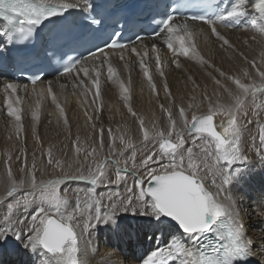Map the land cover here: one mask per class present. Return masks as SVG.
<instances>
[{"label": "snow or ice", "instance_id": "obj_1", "mask_svg": "<svg viewBox=\"0 0 264 264\" xmlns=\"http://www.w3.org/2000/svg\"><path fill=\"white\" fill-rule=\"evenodd\" d=\"M221 4L222 0H215L214 3L209 2L201 8V14L186 17L182 23H175L177 17L181 15V10L200 7V5L184 3L181 0H174L172 4L167 5L165 11L160 14L158 26L160 32L168 34V47L173 48L171 41L175 38L179 41V51L184 56H189L191 53L193 58L206 63L196 51L195 43L186 47L185 37L178 33L183 32L191 39L194 34L187 20L205 21L212 24V32L225 45L228 44L227 39L217 32L214 20L236 23L249 13L245 10L246 6L240 5L237 0H232V4L226 7L223 12L219 11ZM260 6L261 12L264 13V0H260ZM76 8L89 13L94 11L92 0H84V3H80L79 0H75V2H69V0H0V20L4 22L0 24V34L6 38L9 45L29 41L44 22L62 16L67 10ZM208 8L217 9L212 14L214 19L203 14ZM89 21L90 26L102 25L105 23V18L96 12L95 15L89 16ZM257 23L256 20L252 21L253 26H256ZM116 27L121 31L114 30L103 39L107 48L126 47L120 43L123 28L119 23ZM258 31L264 35V24H261ZM100 38L97 37V39ZM62 39L63 43L60 45L56 44L55 39L52 41V56L49 59L58 56L63 60L66 57L67 63L63 64V71L71 73L81 64V59L69 55V52H64L62 49L68 48L69 51H75L74 46H82L90 43V40L87 33L84 32L76 35L69 34ZM137 39L140 37L137 36ZM95 47L102 55H107L104 48H100L99 45H95ZM2 48L3 46L0 45V49ZM88 51L90 56L96 58V52L91 49ZM131 51L135 52L136 49L132 48ZM261 56V63H264V53ZM157 63L159 64V57H157ZM252 66L260 78L259 84L255 81L246 84L240 78L227 76L222 71L219 73L221 77L232 80L239 90L238 93L233 94L225 88L232 98V103L220 104L217 102L215 108L210 106L207 115L193 114L191 120L185 115L183 107L179 109L183 129H187L189 133H194L197 138L206 141L207 146L200 149L199 155H194L192 148H188L185 153L186 142L183 130H177V122L172 119L170 110H166L170 121L168 132L158 131L153 137H150L149 130L145 128L144 120L141 118L139 123L143 141L158 139L159 151L147 155L143 160L141 166L146 171L144 174L135 176V184L133 187L127 188L125 197H121L118 193L115 194V198L109 195L107 197L109 204L102 212V199L96 198L94 190H92L83 194V203H78L75 210L72 212L66 210L68 190L65 188L62 194L61 186L66 185L72 179L88 181L92 185L104 183L108 163L118 164L117 161L109 160L108 157L96 163L94 168H90L87 175L80 173L76 176H69L65 174L55 176L47 181L37 182L35 172L32 171L28 174V191H25L24 197L14 201L0 200V204L4 206V212L0 214V241L7 240L9 236L17 241H21L23 238L25 241L23 246L30 249L34 255H38L43 260V264H88L87 255L90 250L91 231L99 224L109 222L114 224L117 213L131 212L133 215L139 213L140 216L146 218L150 227L169 236L165 247H157L143 261V264H173V262L175 264H240V262L246 261L249 258L250 246L253 242L245 233L236 199L231 195L222 197V193L227 191L225 186L239 183L247 171L244 165L249 162V157L244 154L241 147L243 125L238 123V115L242 111L247 97L264 92V71L256 67L255 60L252 61ZM112 72V68L109 67V78H111ZM84 74H88L87 69L84 70ZM243 74L251 78L248 69L245 68ZM98 75L97 79L92 81L97 96L100 88ZM145 75L151 81L152 78L147 72ZM37 79L39 77L34 78L32 83L35 84ZM215 83L221 85L219 79H216ZM121 87L125 94L124 99L127 100L129 98L128 88L123 85ZM7 89H11L15 93L17 85L9 83L6 85ZM48 90L51 92L50 87ZM53 99H55L54 96ZM189 107L193 106L189 105ZM217 111L228 117L226 123L224 121H221L219 125L215 123L214 116ZM129 112L133 116L136 115L131 107H129ZM8 114L16 121L21 120L19 110L14 108L11 102L8 104ZM248 123H252V121L249 120ZM218 127L221 130H217ZM100 131L102 137L103 129ZM173 133L176 135L175 142L172 139ZM109 134L111 135L110 130ZM258 138L264 145V127L261 128ZM121 142H123L122 137ZM195 142L193 140V143ZM101 146H103L102 138ZM125 147L133 148L134 144L128 141ZM112 150L116 151L114 145ZM95 151L93 149L92 153ZM77 152H79V148H77ZM258 155L261 164L264 165V148L259 149ZM48 163H53L50 149ZM56 163L57 167H60V162ZM152 164H158L159 167H152ZM32 168L35 169V163ZM128 171L126 167L117 166L115 181L110 182L119 184L126 179ZM7 177L6 196L12 198L15 193L25 188L26 182L24 180L17 181L10 166ZM210 188H215V191ZM77 196L79 198L80 193H77ZM29 200L31 203H36L39 200L40 204L44 206H37L25 215ZM172 228L180 231V239H177L175 234L169 231ZM86 233L87 235H85Z\"/></svg>", "mask_w": 264, "mask_h": 264}, {"label": "bare ground", "instance_id": "obj_2", "mask_svg": "<svg viewBox=\"0 0 264 264\" xmlns=\"http://www.w3.org/2000/svg\"><path fill=\"white\" fill-rule=\"evenodd\" d=\"M69 2H75V0H69ZM79 2L84 3V0H79ZM237 2L246 6L245 10L249 15L241 17L236 23L214 20L217 32L227 39L228 44L225 45L212 32V24L207 22H188L194 34L191 39L183 32L178 33L185 37L186 47L195 43L196 51L206 63L193 58L191 53L189 56H184L179 51V41L175 38L171 41L173 48L170 49L168 34L163 32L154 39L139 40L118 51L105 50L107 55L99 53L96 58L89 57L83 60L71 73L60 77L48 76L34 85L12 81L0 72V126H7L12 118L8 114L9 102L19 110L21 118L26 122H34L35 119H39L42 128L48 135L63 132L62 127L58 124L82 123L89 128L91 139L88 140V143L98 149L103 146L108 149L101 159L112 157L113 159H111L115 161V151L112 148L109 149L107 133L103 131L101 137V131L95 130L97 107L104 108L105 122H109V116L113 117V114L115 116L122 113L116 109L117 105L132 103V105L139 106L138 108L134 107L137 111L132 110L136 113L135 116H128V124L124 130L126 137L133 144L139 143L143 139L139 123L141 118L144 120V125L155 127L156 130L161 129L165 133L168 132L170 121L166 110H170L172 119L176 120L177 130H183L182 118L179 113L181 107L185 109V115L191 120L193 114H191L192 111L190 112L192 107L190 108L189 105L195 106L199 102H204L206 107L202 106L206 108L205 110L201 109L199 105L198 107L206 112L209 111L210 106L215 108L217 102L220 104L232 103V98L225 88L233 94L238 93L239 90L232 80L219 75L221 71L227 76L240 78L246 84H251L253 81L257 84L260 82V78L252 66V61L255 60L256 67L264 71V63H261V54L264 53V35L258 31L261 24H264V19H262L264 13L261 12L260 0H237ZM253 20L258 22L256 26H253ZM182 22V20H178L176 23ZM0 43L4 47L3 49L8 48H6V38L2 34H0ZM132 48H135L136 51H131ZM157 57H159V64ZM109 67L113 70L111 78H109ZM245 68L248 69L251 78L244 76ZM85 69H87V75L84 74ZM145 72L151 76V81ZM97 74H99L100 84L98 96L95 95L96 88L92 83L97 79ZM216 79L221 81V85L215 83ZM9 83L17 85L15 93L11 89L6 90V85ZM121 85L128 88L129 98L127 100L124 99L125 94ZM192 85L198 89L196 91L189 90ZM49 87L51 92L48 90ZM150 91L160 95V99L149 98ZM261 94L264 96V92ZM245 100L248 102L251 99L247 97ZM141 102L145 104V107H140ZM34 113L35 115H33ZM100 120L103 121V119ZM227 120L226 115L222 120L215 115L217 125L221 121L226 123ZM249 120L252 123H245L241 139L242 150L249 157V162L244 165L247 169L246 174L239 183L225 186L227 191L222 193V197L231 195L236 199L245 233L253 242L250 246V253L257 264H264V215H261L264 213V165L261 164L258 155L259 149L264 148V145L258 138L256 119L250 118ZM218 130L221 129L218 127ZM101 138L103 146H101ZM199 151L200 149L197 151L198 155ZM9 166L12 173L17 166L22 169L24 174L21 180L26 182L24 189L28 190L29 172L23 160L20 159L17 164L14 156L7 160L2 155L0 157V200L9 199L6 196ZM112 166V163H108L106 172ZM13 176L18 181V177ZM69 188L71 192L68 194L67 212L73 210L71 199L75 200L79 190L85 191L88 186L83 183H72ZM210 190L215 191V188H210ZM32 206L38 205L29 204L24 212L25 215L30 213ZM3 208V204H0V214L4 212ZM118 214L114 224L107 223L109 229L104 234L105 243L102 241L97 243L96 228L91 231L90 250L87 255L88 264H138V261H140L139 264H143V261L151 254L146 255L150 250L154 251L157 247H165L168 243L169 238L164 235H161L162 238L159 237L156 241L148 243L152 238V232L156 229L150 227L146 218L140 216L139 213L132 214V218L138 220L134 227L127 222V219H123L127 218L126 214ZM77 231L79 232L80 229L78 228ZM144 231L148 234L145 233V235ZM169 231L174 233L177 239H180L178 229L172 228ZM145 238H147V243L144 242ZM24 242L22 238L21 241L13 244L5 243L4 248H1L3 251L0 252V264H43V260L38 255H34L30 249L23 246ZM127 253H133L132 263L127 259ZM4 258H6V262H4Z\"/></svg>", "mask_w": 264, "mask_h": 264}, {"label": "rangeland", "instance_id": "obj_3", "mask_svg": "<svg viewBox=\"0 0 264 264\" xmlns=\"http://www.w3.org/2000/svg\"><path fill=\"white\" fill-rule=\"evenodd\" d=\"M197 89L198 88L193 87V85L189 88L191 91H196ZM150 93L151 94H148V97L151 99H156L160 96L152 91H150ZM258 93L259 94H256L255 96H249L251 100L248 102L245 100L242 111L239 113V115H241L238 116V123L244 126L245 123H248L247 120L250 118H255V124H257L259 136L261 128L264 127V96L261 94L263 92ZM140 104V107H145L144 103L142 104L141 102ZM204 104V102L198 103L199 107L201 109L203 108V110L206 109L204 108V106L206 107ZM198 105H195L196 107L193 105L192 110H190V112L192 111L191 114L203 116L209 113V111L203 112L201 109H199ZM129 107H131L132 110L137 111L134 109V107L138 108L139 106L132 105V103H121L117 105L116 109L122 111V113L121 115L119 114L115 116L113 114V117H111L112 115L109 116V122H105L106 114L104 112V108H96L95 113H97V119L95 120V130L103 129V131L107 133V137L109 139V149L113 148L114 145L116 149L115 159L118 164H113L115 168L113 166L111 169L108 168V172H106V176L104 178V183L92 185L88 181L72 179L69 180L66 185L61 186L62 194L64 193L65 188L68 190L67 199H69L68 194L71 192L69 186L72 183H83L88 186V189L85 191L79 190V198L77 196L75 200L72 201L71 199V202H73V210L77 208L78 203L83 202V194L90 192L91 190H94L96 198L102 199V212L109 204L107 199L109 195H112L113 198H115V194L118 193L121 197H125L127 195V188L133 187L135 184V174H144L146 171L141 166L143 160L147 155L159 151L158 139H150L148 142H145L142 139L139 141V143H134L133 148L125 147V144L129 140L126 137L124 130L128 124V116L132 115V113L129 112ZM202 113L205 114L202 115ZM257 113L259 115H256ZM102 114L105 115L102 116ZM215 115L221 120L225 117V114L220 111H217ZM100 119H103V121ZM58 126L62 127L61 130L63 132L50 133V135H48V133L42 128L39 119H35L34 122H26L23 118H21L20 121H16L15 118L12 117L7 126H0V157L3 155V157L9 160L14 156L17 164L19 163L20 159L23 160L24 165L27 166V171L29 173L32 171L35 172L37 182L47 181L55 176H62L65 174L69 176H76L80 173L87 175L90 168H94L96 163L102 161L101 156H104L108 149L104 146L99 147L98 149L95 148L93 144L88 143V140L91 139V135L89 133L88 126L85 124L69 123V125L58 124ZM144 126L149 130L150 137H153L156 132L162 131L161 129L156 130L155 127L152 128L146 124ZM109 130L111 131V135L109 134ZM121 137L123 138V142H121ZM183 137L186 142L184 145L185 153L188 148H192L194 155H198L197 151L207 146L204 139L197 138L194 133H189L187 129H183ZM172 139L173 142H175V133H173ZM193 140L196 142L193 143ZM77 148H79V152H77ZM49 149L52 152V164L48 163ZM93 149L96 150L94 153H92ZM89 153L92 154L89 155ZM111 158H109V160L113 159ZM56 162H60V167H57ZM33 163H35V169L32 168ZM69 165H71V167H69ZM117 166L120 168L126 167L129 170L126 179L122 180L119 184L110 182L115 181ZM151 166L157 168L159 167L158 164H152ZM13 171V175H16V177H18V181H21L22 175L24 174L22 169L17 166L16 170ZM89 189L91 190L89 191ZM25 191L28 190H20L18 193H15L12 198H9L8 201H14L15 199L24 197ZM29 204L44 206L40 204L39 200H37L36 203H31V200H29ZM32 207L33 208L30 210V212L33 211L37 206ZM124 214H126L127 218L123 219H127V222H129L134 227L135 222L138 220L136 218H132L133 216L130 212ZM107 229H109L108 224H99L96 227L95 231L98 232L97 243H99V241L105 243L104 234L107 232ZM145 233L148 234V232L144 231V234ZM161 235L169 238L167 234H161L155 230L152 232V238L148 243L156 241V239L159 237L162 238ZM16 242L17 240L11 236H9V238L5 241H0V252L3 251L1 248H4L5 243L13 244ZM144 242L147 243V238H145ZM152 251L153 250H150L146 255H149ZM126 255L127 259H129V262L132 263L131 256L133 253H127ZM3 260L6 262V258ZM138 262L140 263V261Z\"/></svg>", "mask_w": 264, "mask_h": 264}, {"label": "water", "instance_id": "obj_4", "mask_svg": "<svg viewBox=\"0 0 264 264\" xmlns=\"http://www.w3.org/2000/svg\"><path fill=\"white\" fill-rule=\"evenodd\" d=\"M214 121H215V116H214Z\"/></svg>", "mask_w": 264, "mask_h": 264}]
</instances>
